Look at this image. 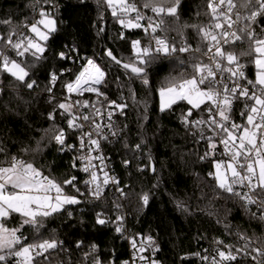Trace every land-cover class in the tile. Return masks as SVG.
<instances>
[{"label":"trees","instance_id":"1","mask_svg":"<svg viewBox=\"0 0 264 264\" xmlns=\"http://www.w3.org/2000/svg\"><path fill=\"white\" fill-rule=\"evenodd\" d=\"M134 2L143 15L154 21L160 19L150 9L143 8L144 0ZM207 3L208 0H181L179 20L163 16L164 24L157 29V36L177 47L187 41L192 49L200 46L202 51L156 56L146 67L149 84L145 85L141 78L110 61L107 52L111 50L123 63H131L136 59L132 41L140 40L142 46L154 49L151 30L145 33L143 28L123 27L105 0H0V21H11V24L0 23V35L5 38L13 29L17 33L14 41L20 34L33 36L23 24L39 20L41 10L50 12L57 28L45 42L46 52L39 61L30 54L17 57L0 41V50L22 62L28 70L26 81H35L28 88L10 74L0 72V148L4 149L0 152V166H8L15 156L33 163L59 183L80 176L73 167L78 134L67 127L70 117L57 105L71 104L64 85L75 80L88 59L106 74L100 87L104 95L74 97L73 102L95 101L98 107H107L112 101L127 105L119 116L121 137L107 149L123 195L108 192L100 200L83 197L79 204L67 205L60 213L44 218L39 232L25 226L22 229L27 237L25 243L42 239L61 242L48 253L46 260L37 258L40 264H95L97 259L100 264H148L141 259L131 261L130 245L138 237L155 239L163 264H197L184 256L196 251L201 239L248 242L264 248V220L258 218L259 214L253 217L254 209L248 206L250 210L246 211L238 197L223 192L209 176L214 172L215 162L221 160L220 155L212 152L207 143L196 142L180 124L179 113L190 107L179 102L162 112L159 106L158 89L166 78L179 77L181 73L190 76L193 62L207 63L202 54L207 49L196 30L190 27L211 23ZM240 11L247 15L250 10ZM148 22L145 19L140 23L147 26ZM255 27H264V23ZM246 48L247 44H238L227 50L239 52ZM60 52L66 53L67 58L61 59ZM248 59L241 58V62ZM246 68L254 80V65L248 64ZM52 73L58 77L54 85ZM54 109L56 118L51 120L49 114ZM60 128L66 132V145H74L73 148L65 147L61 151V146L52 139ZM205 152L210 155L200 159ZM152 164L154 174L150 170ZM65 192L73 195L74 190L65 186ZM145 194L149 196L147 205L142 200ZM97 214L108 223L97 224ZM21 219L14 213L5 221L6 226L18 227ZM118 226L121 232L116 231Z\"/></svg>","mask_w":264,"mask_h":264},{"label":"snow or ice","instance_id":"2","mask_svg":"<svg viewBox=\"0 0 264 264\" xmlns=\"http://www.w3.org/2000/svg\"><path fill=\"white\" fill-rule=\"evenodd\" d=\"M105 3L111 8L113 17L123 27L143 28L145 33L151 30L155 49L151 46H142L140 40L132 41L135 61L122 63L111 50L107 52L116 64H122L124 69L130 70L137 78H141L145 85L149 84L146 67L156 56L202 51L200 46L192 49L187 41H182L177 47L174 43L170 44L165 38L156 35L157 29L164 24L163 16H171L179 20L178 8L181 0H144L143 8L150 9L157 17H160L158 21H154L152 17H145L134 0H105ZM207 8L210 10L211 23L207 26L190 25V27L194 28L200 36L201 43L207 49L202 54L208 56L211 63L197 60L191 65L192 74L190 76L181 73L179 77L166 78L158 89L160 110L163 112L179 102H186L191 108L184 117L185 124H209L213 136L220 137L219 142L224 149L222 155L229 157L227 161H216L215 172H210L209 176L215 179L217 186L223 192L238 197L243 202L246 211L250 210L248 206L257 205L261 212L258 218L264 220V27H255L258 23H264V0H208ZM240 10L250 11L247 15H242ZM133 13L135 15H132ZM39 16L40 19L30 25L27 22L23 24V27L35 34L34 36L20 34L14 41L13 36L17 35L15 29L6 38L0 35V41H3L6 47H10L17 57L30 54L35 61L44 58L46 47L39 41L47 42L57 28L56 20L50 14L41 10ZM145 19L149 21L147 26L140 23ZM241 21L244 22L243 25L234 28V25H240ZM0 23L11 24V21L4 20ZM185 27L189 26L185 25ZM238 44H247V48L236 52L225 50L223 47ZM59 56L61 59L67 58L64 52H60ZM245 57L249 59L242 63L241 58ZM180 63L183 64L184 61ZM248 64L255 67L254 80L246 76L245 68ZM0 72L10 74L16 80L25 83L28 88H32L35 84V81L30 83L26 81L29 72L23 63L11 58L3 50H0ZM224 73L228 74L227 79L231 84L225 82ZM218 74H220L219 79ZM105 75L104 70L92 59H88L75 80L66 83L64 87L69 94L82 95L84 92H94L97 96H102L104 93L97 86L104 82ZM57 79V75L52 73L51 83L53 85ZM240 81H245V83H240ZM240 99L246 101L245 111L241 112V116H246L245 124H237L231 117L233 104ZM247 101L252 103L249 104ZM78 104H80L79 101L76 102V105ZM110 104L119 108L121 114L127 107L126 104H116L115 101ZM76 105L67 103L57 105L69 115L70 118L67 119L69 129H83L84 125L77 121L92 119L89 115L74 114L72 109ZM202 105H207L209 120L189 121L187 117L192 115L191 109H201ZM83 107H88V101L83 102ZM96 113L100 114V110L96 109ZM108 116L111 119L112 113L109 112ZM55 118L54 109L53 113L49 114V119L55 120ZM93 125L96 135L106 140L107 136H101L102 126L94 120ZM107 127L111 129L112 124H108ZM92 135V132H83L80 136V147L81 149L87 147L88 154L79 159L85 162L82 170L90 175V180L85 181V184L94 185L91 189L92 195L99 199L103 194L102 185L107 186L110 181L118 184L119 181L104 172V179L100 182L97 172L93 170L96 165L92 161L99 159L103 163L104 157L91 155L92 152L100 149V140L93 139ZM112 135L116 133L112 132ZM213 136L207 137L208 147L212 152L217 148ZM85 137H87V144H85ZM52 139L61 146V151L65 147L68 149L74 147V145H66L67 136L63 128L58 129ZM136 148L139 149L140 145L137 144ZM0 152H4V149L0 148ZM209 155L210 152H205L200 159H206ZM127 163L128 161H125V164ZM73 167L76 165L73 164ZM152 170L155 171V168L153 167ZM76 179L75 176H71L63 183H59L44 175L33 163L15 156L8 162V166H0V264H13V262L14 264H40L37 257H44L46 260L45 253L60 246L61 242L55 239L25 243L27 237L24 236L22 229L28 226L39 232V229L43 227L44 218L60 213L65 205L79 204L80 200L77 196L65 192V186L74 188L77 193L80 192L74 183ZM237 187L246 188L247 191H237ZM118 190L123 194L122 189ZM142 200L147 205L149 196L143 195ZM14 213L19 214L22 219L18 227L9 228L5 221ZM68 215L71 216V213L69 212ZM252 216L255 217L256 213H252ZM117 219L122 220V217H117ZM96 223L104 225L108 221L101 218V214H97ZM116 231L121 232L122 228L118 226ZM146 239L149 243L152 242L151 237ZM241 239L247 241L248 238L241 235ZM217 243L223 242L217 241ZM79 246L78 244L77 247ZM132 246L136 249L135 239L132 240ZM226 247L227 251H217L219 259L213 257L212 264H230L237 260L232 246L227 245ZM247 248L248 243H245L244 249L237 248L235 252L243 251L244 255H249ZM144 250L143 247L138 249L140 252ZM253 251L262 259L257 260V256H253L252 260L256 261V264H264V249L256 248ZM140 259L145 258L141 256ZM202 259L207 260L208 257H202ZM95 264H100V261L97 259ZM151 264H157V262L153 260Z\"/></svg>","mask_w":264,"mask_h":264},{"label":"built area","instance_id":"3","mask_svg":"<svg viewBox=\"0 0 264 264\" xmlns=\"http://www.w3.org/2000/svg\"><path fill=\"white\" fill-rule=\"evenodd\" d=\"M43 11L50 14V12L48 10H43ZM110 12H112L111 8H110ZM241 14H242V12H241ZM145 17H149V16H147L145 14ZM242 25H243V21H241L240 25H234V28L242 26ZM155 47H156V45L154 43V49H155ZM223 47L225 48V50H227L229 45H224ZM213 51H214V49H213ZM205 57H206L207 63H211V61L209 60V57L208 56H205ZM225 64H226V61H225ZM245 73H246V76L250 79L249 71L247 68H245ZM223 77H224L225 82L231 84V82L227 79V77H228L227 73H224ZM217 78L218 79L220 78V74H218ZM240 83H245V81H240ZM101 85H99L97 87L100 88ZM88 95L94 96V97H101V96H97V94L94 92H84L82 95L77 94V93L69 94L67 92L68 101L73 105H76V103L73 102L74 97H85ZM245 103H246V101L244 99H240L239 101H237L233 104V110L231 113V117H232V120L235 121L237 124H245L246 123V116H241V112L245 111ZM247 103L250 104L252 102L247 101ZM116 104H123V103H116ZM96 109L100 110V114L96 113ZM125 109L126 108H124L123 111ZM73 111H75L77 116L89 115L92 118L88 121L78 120L77 121L78 123H82L84 125L83 129H73L78 134L76 137V142H77L76 147L78 149V153L74 158V164L76 165L75 168H77L78 174L80 175V176L76 177L77 179L74 182L76 187L80 189V192L77 193L75 191V189L73 188V190H74L73 195L77 196L79 199H82L83 197H88V198L93 199V200H100V199L104 198L108 192H115L117 194H121V191L118 190V189H122L120 187V180H119V178H117V176L115 174V169H114L113 163L111 161L109 154L107 153L108 147L112 146L121 137V132L119 130V126H120L119 116L121 114V110L112 104H109L107 107H100V106L98 107V105L96 104L95 101H91V102L88 101V107H83V102H80V104L76 105L73 108ZM188 111L179 113L180 124L185 129L190 131V133L195 137L196 142L208 144L207 137L213 136V131L209 127V124L208 123H204V124H200V125L185 124L184 117L187 115ZM191 111H192V115L187 117V119L189 121H197V120L208 121L210 118L209 113L207 111V105H204L203 107H201V109H191ZM109 112L112 113L111 119H109V116H108ZM217 119H219L218 116H217ZM93 120L95 121V123H98L102 126L101 127V136H107L106 140L101 139L100 136L96 135V133L94 131ZM110 123L112 124L111 129H109L107 127V125ZM83 132H92L93 133L92 138L100 140V149L98 151H94L91 153V155L94 157L98 156V155H102L104 157L103 163H101V161L99 159H95L92 161V163L94 165H96V168L93 170H95L97 172L100 182H102L104 179V172H107L110 177H114L117 181H119L118 184L110 181L107 186L102 185L103 194L101 195V197L99 199H96L92 195L91 189L94 188V185H86L85 184V181L90 180V175H89V173H85L82 170L85 162L81 161L79 159L81 156L88 154V148L87 147H85L84 149H81V147H80V136L82 135ZM112 132H115L116 135H112ZM202 136L204 138H201ZM213 139H214V142L217 144V148L215 149V151L220 155L221 160L227 161L229 159V157L227 155H222V153L224 152V149H223V145L220 144V142H219L220 137L219 136H213ZM85 144H87V137H85ZM101 169H103V171H101ZM80 184H82V185H80ZM236 190L242 191V192L247 191L246 188L241 189L239 187H237ZM121 195H123V194H121ZM249 207L251 209H254L256 214H259V215L261 214L260 210H258V208H257V205H250ZM151 238H152L151 243H149L147 241V239H143L141 237L135 238L136 249L133 248L132 242H131V245H130L131 261H136L137 259H140L141 256H143L145 258L143 260L147 261L148 264H151V262L153 260H155L157 262V264H163L162 261L158 257V255L160 253V247L155 245V239L153 237H151ZM218 241H222V240H218ZM222 242L223 243H217V241L216 242H207V241L201 239L198 243L197 250L190 253V254L185 255L184 257L188 261L189 260L196 261L197 264H212V258L213 257H215L217 260L219 259L217 251L218 250L227 251L228 249L226 246L231 245L233 253L237 255V260L230 262V264H256V261L252 260L253 256H257V260L262 259V257L258 256L257 253L255 251H253V249H256V248L264 249L263 247H258V246L251 244V243H248V242H242V243H234L232 241H229V242L228 241H222ZM245 243H248L247 251H248L249 255H244L243 251H241L240 253H236L235 250L237 248L244 249ZM141 247H143L145 249L143 252L138 251V249ZM50 251H52V250H50ZM47 255H48V253H45L46 257H47ZM202 257H208V259L204 260V259H202ZM37 258H41V257H37ZM13 264H14V262H13Z\"/></svg>","mask_w":264,"mask_h":264},{"label":"water","instance_id":"4","mask_svg":"<svg viewBox=\"0 0 264 264\" xmlns=\"http://www.w3.org/2000/svg\"><path fill=\"white\" fill-rule=\"evenodd\" d=\"M107 57L110 59V61H112L115 65H117V66H119L120 68H122L124 71H126L127 73H129V74H131V75H133L132 73H131V71L130 70H126V69H124L123 67H122V64H116L108 55H107ZM123 63V62H122ZM133 76H135V75H133ZM136 77V76H135ZM153 167H154V165L152 164L151 165V173L152 174H154V172L155 171H153L152 169H153ZM155 168V167H154Z\"/></svg>","mask_w":264,"mask_h":264},{"label":"rangeland","instance_id":"5","mask_svg":"<svg viewBox=\"0 0 264 264\" xmlns=\"http://www.w3.org/2000/svg\"><path fill=\"white\" fill-rule=\"evenodd\" d=\"M42 27V26H41ZM130 29V28H129ZM33 36L35 35V34H33V33H31ZM38 39V38H37ZM41 44H43L44 46H45V42L44 41H39ZM255 79V78H254ZM186 103V102H185ZM187 104V103H186ZM188 105V104H187ZM159 106H160V97H159ZM174 106V105H173ZM172 106V107H173ZM190 108H191V106L190 105H188ZM204 105H202L201 107H203ZM168 110V109H167ZM72 111H73V109H72ZM214 172H215V164H214ZM78 198V197H77ZM79 199V198H78ZM65 206H67V205H65Z\"/></svg>","mask_w":264,"mask_h":264}]
</instances>
